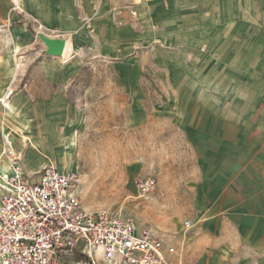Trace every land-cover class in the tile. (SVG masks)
I'll return each mask as SVG.
<instances>
[{"label": "rangeland", "instance_id": "1", "mask_svg": "<svg viewBox=\"0 0 264 264\" xmlns=\"http://www.w3.org/2000/svg\"><path fill=\"white\" fill-rule=\"evenodd\" d=\"M143 1L147 11L136 0L93 11L85 0H0V151L7 143L30 179L46 165L75 171L87 211L172 238L180 264H264L217 260L236 248L209 216L264 154L262 1ZM40 26L71 38L73 54H46ZM147 177L156 185L142 194ZM85 260L76 251L64 264Z\"/></svg>", "mask_w": 264, "mask_h": 264}, {"label": "built area", "instance_id": "2", "mask_svg": "<svg viewBox=\"0 0 264 264\" xmlns=\"http://www.w3.org/2000/svg\"><path fill=\"white\" fill-rule=\"evenodd\" d=\"M3 153L13 156L5 148ZM12 158L16 163L0 184V264H64L76 251L86 258L83 264H98L96 249L103 264H180L182 249L172 238L141 228L130 217L87 211L75 171L46 165L30 179ZM155 185L147 177L137 189L145 194Z\"/></svg>", "mask_w": 264, "mask_h": 264}, {"label": "crops", "instance_id": "3", "mask_svg": "<svg viewBox=\"0 0 264 264\" xmlns=\"http://www.w3.org/2000/svg\"><path fill=\"white\" fill-rule=\"evenodd\" d=\"M14 1L17 4L19 3V0ZM136 1L140 4L143 10L147 11L143 0ZM261 1L262 12L264 14V0ZM95 2L96 0H85L84 9L86 11H93ZM97 13L100 14L101 10L98 9ZM42 32L46 35L44 31ZM262 35L264 36V30L262 31ZM64 40H68L69 42V55L71 56L74 50L72 39L67 37L64 38ZM260 43L261 42L258 40L256 45L259 46ZM253 63L257 67H264V59H257L256 63ZM7 98L5 97V95L0 97V101H3V106ZM4 145L6 147L5 149L8 150L5 142ZM10 147L12 146L10 145ZM4 155L5 157H8V159L6 161L2 159L0 160V169L2 170L6 169L7 163L10 162V157L7 154ZM258 158L259 161H248V164L243 166L242 170L238 172L237 179L244 181L243 188L224 189V194L226 196L232 197L230 199H225L223 205L225 210L222 211L213 209L212 206L209 208L210 220H214L216 225L217 223H219V226L226 230L225 242L235 246L232 248H236V251L233 252H225L223 250H220L215 255L217 260H240L243 258L241 256L242 253H247L254 259L264 260V154ZM12 159L14 160V158ZM38 170L39 169L31 172L32 175H34ZM194 225H196V223ZM215 242L217 244H221L223 243V240L218 237ZM238 245H241V247H239ZM219 262L217 264H220Z\"/></svg>", "mask_w": 264, "mask_h": 264}, {"label": "water", "instance_id": "4", "mask_svg": "<svg viewBox=\"0 0 264 264\" xmlns=\"http://www.w3.org/2000/svg\"><path fill=\"white\" fill-rule=\"evenodd\" d=\"M40 40L45 46V53L53 56H60L63 54L65 47V40L60 37H49L43 33L38 34Z\"/></svg>", "mask_w": 264, "mask_h": 264}, {"label": "bare ground", "instance_id": "5", "mask_svg": "<svg viewBox=\"0 0 264 264\" xmlns=\"http://www.w3.org/2000/svg\"><path fill=\"white\" fill-rule=\"evenodd\" d=\"M42 32V31H41ZM41 32H39L38 31V33H41ZM68 40H65V47H64V51H63V54L62 55H60L59 56V58H61V59H66L67 58V56L69 55V45H68ZM53 56V55H52ZM58 57V56H57ZM6 107H7V109H10V106H9V103L8 102H6ZM7 138V137H6ZM7 141L9 142V139L7 138ZM5 144H7V143H5ZM9 145V144H8ZM9 152H10V150H9ZM12 153V152H11ZM6 154V153H5ZM0 155H4V153H3V150L1 151V154ZM9 163H7V165H6V169H0V184H6V181H5V179H3L2 177H4V175H6V174H8V173H10L11 172V170H12V166H13V164H15L16 162H15V160H13L11 157L9 158ZM41 170V168L34 174V175H36V174H38L39 173V171ZM62 172V171H61ZM34 178V177H33ZM95 253H98L99 254V256L101 255V253H100V250L99 249H96L95 251H94ZM96 255V254H95Z\"/></svg>", "mask_w": 264, "mask_h": 264}]
</instances>
